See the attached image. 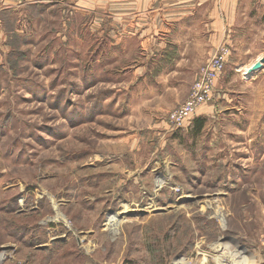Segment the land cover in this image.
<instances>
[{"label":"rangeland","instance_id":"obj_1","mask_svg":"<svg viewBox=\"0 0 264 264\" xmlns=\"http://www.w3.org/2000/svg\"><path fill=\"white\" fill-rule=\"evenodd\" d=\"M117 33L67 1L0 4V264H264V31L180 130L205 62Z\"/></svg>","mask_w":264,"mask_h":264},{"label":"crops","instance_id":"obj_2","mask_svg":"<svg viewBox=\"0 0 264 264\" xmlns=\"http://www.w3.org/2000/svg\"><path fill=\"white\" fill-rule=\"evenodd\" d=\"M39 1H67L78 11L108 19L117 34L139 40L148 58L169 55L173 46L178 56L175 61L196 68L210 60L222 44L231 48L232 55L233 47L258 45L264 31L263 0H0V4L8 7ZM228 59L227 63L232 60ZM224 76L225 70L215 84L216 99ZM223 250L229 257L234 253L238 264V249L231 251L225 246Z\"/></svg>","mask_w":264,"mask_h":264},{"label":"built area","instance_id":"obj_3","mask_svg":"<svg viewBox=\"0 0 264 264\" xmlns=\"http://www.w3.org/2000/svg\"><path fill=\"white\" fill-rule=\"evenodd\" d=\"M229 55V46L222 44L215 55L199 68L185 101L173 108L168 116V121L174 130L184 128L186 121L191 119L201 104L213 100L216 81L224 73ZM260 243L264 246V235Z\"/></svg>","mask_w":264,"mask_h":264},{"label":"water","instance_id":"obj_4","mask_svg":"<svg viewBox=\"0 0 264 264\" xmlns=\"http://www.w3.org/2000/svg\"><path fill=\"white\" fill-rule=\"evenodd\" d=\"M264 62V57H262L259 61H257L256 63H254L252 65V67L249 69V71H254L256 69H259L261 67V63Z\"/></svg>","mask_w":264,"mask_h":264},{"label":"bare ground","instance_id":"obj_5","mask_svg":"<svg viewBox=\"0 0 264 264\" xmlns=\"http://www.w3.org/2000/svg\"><path fill=\"white\" fill-rule=\"evenodd\" d=\"M247 70H248V68H245V71L244 72H247ZM161 178V177H160ZM158 180H159V182L161 181V183H162V178L161 179H159V178H157ZM107 223H108V226H110V225H112L113 224V221H107ZM224 247H225V245H223L221 248H223L224 249ZM2 259H4V254H2L1 253V255H0V261L2 260Z\"/></svg>","mask_w":264,"mask_h":264},{"label":"trees","instance_id":"obj_6","mask_svg":"<svg viewBox=\"0 0 264 264\" xmlns=\"http://www.w3.org/2000/svg\"><path fill=\"white\" fill-rule=\"evenodd\" d=\"M197 123H198V124H197L198 126H197L196 128H200V127H202V125H203V121H197ZM196 128H195V129H196Z\"/></svg>","mask_w":264,"mask_h":264}]
</instances>
